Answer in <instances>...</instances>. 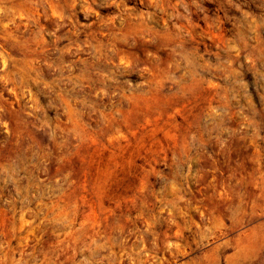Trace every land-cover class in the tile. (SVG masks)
Here are the masks:
<instances>
[{
	"label": "rangeland",
	"instance_id": "rangeland-1",
	"mask_svg": "<svg viewBox=\"0 0 264 264\" xmlns=\"http://www.w3.org/2000/svg\"><path fill=\"white\" fill-rule=\"evenodd\" d=\"M0 264H264V0H0Z\"/></svg>",
	"mask_w": 264,
	"mask_h": 264
}]
</instances>
